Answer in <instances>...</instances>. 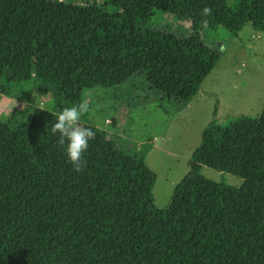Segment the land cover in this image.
Segmentation results:
<instances>
[{"label": "trees", "instance_id": "obj_1", "mask_svg": "<svg viewBox=\"0 0 264 264\" xmlns=\"http://www.w3.org/2000/svg\"><path fill=\"white\" fill-rule=\"evenodd\" d=\"M102 1L109 11L70 0H0V97L32 86L56 115L85 91L170 76L188 62L197 73L185 78L195 86L220 57L201 44L200 29L237 35L250 23L264 31V0ZM155 10L188 21L190 35L147 27L143 16ZM13 115H0V160L17 137ZM27 133L32 142L34 131ZM83 156L77 173L48 140L29 145L0 188V264H264V106L257 117L204 129L164 209L154 205L156 174L142 158L124 170L94 136ZM201 165L243 182H214Z\"/></svg>", "mask_w": 264, "mask_h": 264}, {"label": "rangeland", "instance_id": "obj_2", "mask_svg": "<svg viewBox=\"0 0 264 264\" xmlns=\"http://www.w3.org/2000/svg\"><path fill=\"white\" fill-rule=\"evenodd\" d=\"M39 0H35L37 2ZM91 4L98 11H109L102 0H70ZM130 16V13H128ZM147 27L171 33L179 39L191 33L188 21L155 10L143 16ZM201 44L220 57L204 75L197 73L192 62L173 68L170 76L142 74L114 88L95 87L83 93L89 111L80 122L94 131V137L122 158L123 169L131 168L137 158L156 174L152 187L154 205L164 209L175 185L189 171L193 152L201 144L204 129L213 122L226 125L239 115L257 117L264 106V31H255L245 23L237 35L222 26L199 30ZM161 89L163 91H161ZM49 98L35 92L32 86L0 97V115L14 112L11 126L17 137L0 160V188L21 162L32 143L49 141V147L61 156L57 138L49 133L55 119ZM45 106V110L38 109ZM27 128L34 131L28 140ZM49 138V139H48ZM201 174L217 183L239 187L242 178L205 165Z\"/></svg>", "mask_w": 264, "mask_h": 264}, {"label": "clouds", "instance_id": "obj_3", "mask_svg": "<svg viewBox=\"0 0 264 264\" xmlns=\"http://www.w3.org/2000/svg\"><path fill=\"white\" fill-rule=\"evenodd\" d=\"M209 12L210 9L207 7L202 9L203 14ZM51 104L52 101L49 100L47 106H51ZM38 109L45 110V106ZM88 111L87 101L65 106L56 113L54 121L49 126V133L57 138L64 155L77 173L86 166L83 154L94 136V131L91 128L80 123L81 117Z\"/></svg>", "mask_w": 264, "mask_h": 264}]
</instances>
